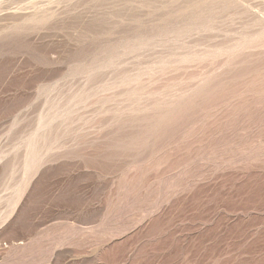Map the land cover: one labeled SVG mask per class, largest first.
<instances>
[{
	"label": "rangeland",
	"instance_id": "rangeland-1",
	"mask_svg": "<svg viewBox=\"0 0 264 264\" xmlns=\"http://www.w3.org/2000/svg\"><path fill=\"white\" fill-rule=\"evenodd\" d=\"M0 264H264V0H0Z\"/></svg>",
	"mask_w": 264,
	"mask_h": 264
}]
</instances>
